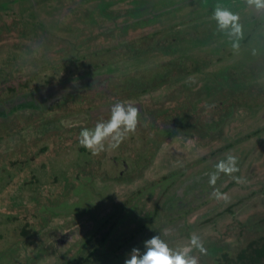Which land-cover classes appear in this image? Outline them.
Instances as JSON below:
<instances>
[{
  "label": "rangeland",
  "instance_id": "obj_1",
  "mask_svg": "<svg viewBox=\"0 0 264 264\" xmlns=\"http://www.w3.org/2000/svg\"><path fill=\"white\" fill-rule=\"evenodd\" d=\"M218 2L240 13L238 51L211 22ZM3 4L0 264H75L93 253V264H124L159 233L177 248L195 233L207 251L190 253L212 264L264 237V9L247 0ZM117 102L138 108L135 132L83 151L81 129L110 119ZM228 155L239 171L210 185Z\"/></svg>",
  "mask_w": 264,
  "mask_h": 264
},
{
  "label": "clouds",
  "instance_id": "obj_2",
  "mask_svg": "<svg viewBox=\"0 0 264 264\" xmlns=\"http://www.w3.org/2000/svg\"><path fill=\"white\" fill-rule=\"evenodd\" d=\"M247 3L256 9H264V0H247ZM211 18L215 22L216 31L226 37L233 51H238L244 36L240 13L218 2L213 6ZM138 111V108L130 103L117 102L112 106L110 119L97 121L94 128L81 129L79 144L89 149L92 154L105 150V141H108V148L118 147L128 133L135 132ZM214 169L209 173L208 179V183L213 186L216 185L221 173L231 175L239 171L238 157L228 155L218 161ZM233 179L239 182L241 177L233 176ZM212 195L218 200L228 198V194L218 187H213ZM192 247L198 249L200 253L207 251L203 241L195 233L191 234L189 245L182 248L170 246L159 233L143 241V250L140 247H132L125 255L124 264H199L198 256L189 251Z\"/></svg>",
  "mask_w": 264,
  "mask_h": 264
},
{
  "label": "trees",
  "instance_id": "obj_3",
  "mask_svg": "<svg viewBox=\"0 0 264 264\" xmlns=\"http://www.w3.org/2000/svg\"><path fill=\"white\" fill-rule=\"evenodd\" d=\"M239 1V0H237ZM209 2H214V0H209ZM203 6H205V4H202ZM215 4H213L211 7V11H208V13L211 14L213 6ZM212 24L214 25L215 22L213 23V21H211ZM224 44H229V41L226 42L224 41ZM223 45V44H221ZM133 47V46H132ZM226 48V46H225ZM224 48V49H225ZM235 52H233L234 54ZM111 100V97L109 98ZM112 100H114V98H112ZM95 104V105H93ZM91 106L88 107V109L92 110V109H96L93 107H97V105L99 104V102H95L93 103ZM152 115H149V117H151ZM152 122L157 121V118L155 120L154 117H151ZM151 128H149L147 130V132H151L152 130H150ZM167 134V133H166ZM66 144L63 143V147H65ZM83 151H85V148H82ZM9 163L8 165L14 169L13 164L15 162H13L12 160H8ZM23 169L18 171V179L19 176H21V174H23ZM18 180H16L17 182ZM36 182V181H35ZM12 189V184L8 186V188L6 189L7 191ZM23 207L21 208H16L17 211L22 212ZM23 236L25 235V230L22 232ZM92 238H89V240H91ZM93 254H91V256H89L86 259H83L82 261H78L75 264H93L95 262V257L93 256ZM218 257V259L214 260L212 264H264L263 260H264V237H260V238H253L247 241V243L245 245L239 246L238 249H236L234 252H225L224 254H221L220 256H216ZM73 261V260H72Z\"/></svg>",
  "mask_w": 264,
  "mask_h": 264
},
{
  "label": "flooded vegetation",
  "instance_id": "obj_4",
  "mask_svg": "<svg viewBox=\"0 0 264 264\" xmlns=\"http://www.w3.org/2000/svg\"><path fill=\"white\" fill-rule=\"evenodd\" d=\"M13 2H20L22 0H12ZM27 1V0H26ZM4 0H0V12L3 13L4 12Z\"/></svg>",
  "mask_w": 264,
  "mask_h": 264
},
{
  "label": "bare ground",
  "instance_id": "obj_5",
  "mask_svg": "<svg viewBox=\"0 0 264 264\" xmlns=\"http://www.w3.org/2000/svg\"><path fill=\"white\" fill-rule=\"evenodd\" d=\"M16 94H17V93H16ZM81 148H82V147H81ZM81 148H80V149H81ZM96 155H97V154H96ZM55 165H57V164H55ZM60 166H61V165H60ZM263 262H264V260H263Z\"/></svg>",
  "mask_w": 264,
  "mask_h": 264
}]
</instances>
